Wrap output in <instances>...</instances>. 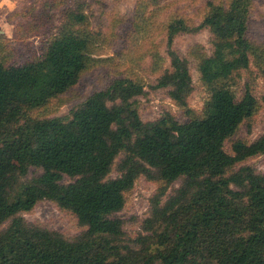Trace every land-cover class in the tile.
I'll list each match as a JSON object with an SVG mask.
<instances>
[{"label": "trees", "instance_id": "1", "mask_svg": "<svg viewBox=\"0 0 264 264\" xmlns=\"http://www.w3.org/2000/svg\"><path fill=\"white\" fill-rule=\"evenodd\" d=\"M165 1H139L131 21L138 34L153 30L168 10ZM54 2L48 11L62 5ZM254 2L209 0L199 23L182 13L166 23L171 69L151 87L168 90L184 123L169 112L144 121L139 98L146 86L129 77L91 94L71 117L33 116L97 62L99 35L89 29L84 5L66 10L61 32L39 59L9 65L0 42V264H264V174L247 164L264 156V135L234 140L261 107L250 84L241 97L233 90L252 66L264 79V41L249 38ZM47 10L30 29L46 25ZM203 31L210 32L213 51L194 54L210 94L198 115L189 106V61L174 44ZM33 168L42 173L29 178ZM66 176L73 181L65 184ZM142 178L157 190L142 232L129 237L118 214ZM42 201L72 213L85 231L69 239L27 222L24 214Z\"/></svg>", "mask_w": 264, "mask_h": 264}, {"label": "rangeland", "instance_id": "2", "mask_svg": "<svg viewBox=\"0 0 264 264\" xmlns=\"http://www.w3.org/2000/svg\"><path fill=\"white\" fill-rule=\"evenodd\" d=\"M140 0H60L58 9H46V4L52 6L54 0H0V42L1 55L7 64L23 65L39 59L43 55L46 44L58 35L64 24V14L69 8L84 5L89 18V29L99 36L93 48V57L97 60L94 67L87 71L80 83L65 95L52 101L47 107L33 113L35 118L71 117L91 94L106 89L115 79L129 77L139 80L146 86L147 94L139 98L140 115L144 121H153L169 112L180 122L187 121L184 112L169 97L167 89H153L157 79L171 69L167 54V38L165 25L172 15L182 13L190 21L199 23L205 13V4L209 0H167L161 4L163 8L169 1L168 10L159 18L153 30L148 35L138 34L131 21L134 10ZM57 5V6H58ZM56 6V7H57ZM44 10L49 12V18L41 29H30L33 19L39 17ZM162 11V12H163ZM35 22V20H34ZM139 32V31H138ZM249 38L252 41H264V0H255L251 12ZM204 48L208 54L213 51L212 36L209 31L198 34H185L175 40L174 49L190 64L194 82V91L189 99V106L201 115L210 94L201 81L198 61L194 54L197 49ZM158 58L156 59V56ZM157 60V61H156ZM258 69L252 66L240 73L237 85L233 90L241 97L245 85L253 87L256 97L261 103L259 113L244 123L234 140L245 139L253 142L264 135V79L259 77ZM230 143L226 149L230 151ZM259 173L264 174V156L250 160ZM42 173L31 169L29 178ZM117 176V172L113 173ZM73 180L64 178L68 184ZM181 185L175 183L169 190L172 195ZM157 185L141 179L128 194L125 209L118 214L124 221V230L129 237L141 233L142 221L149 216L150 198L156 192ZM27 222L43 226L62 233L73 239L85 228L78 223L76 216L59 209L50 201L40 202L31 212L24 214Z\"/></svg>", "mask_w": 264, "mask_h": 264}]
</instances>
